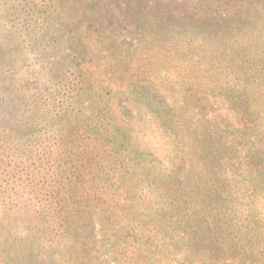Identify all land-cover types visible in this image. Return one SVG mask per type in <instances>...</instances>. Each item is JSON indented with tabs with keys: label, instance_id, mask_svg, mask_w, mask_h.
Here are the masks:
<instances>
[{
	"label": "trees",
	"instance_id": "1",
	"mask_svg": "<svg viewBox=\"0 0 264 264\" xmlns=\"http://www.w3.org/2000/svg\"><path fill=\"white\" fill-rule=\"evenodd\" d=\"M149 1L0 0V264H264V0Z\"/></svg>",
	"mask_w": 264,
	"mask_h": 264
},
{
	"label": "rangeland",
	"instance_id": "2",
	"mask_svg": "<svg viewBox=\"0 0 264 264\" xmlns=\"http://www.w3.org/2000/svg\"><path fill=\"white\" fill-rule=\"evenodd\" d=\"M150 5H147L148 9L145 11L151 12L154 15H173V16H182L185 13H188L190 10V5L188 3H183L182 1H174V0H150ZM109 9L115 10L116 17L111 18L110 13L105 15H94L91 13H87L82 8H77V11L80 12L82 19L88 20L98 26L110 27L115 29L120 28L124 24H131L133 20L129 18H125L120 15L118 11V6L114 5H106ZM121 6V5H119ZM123 7V5L121 6ZM102 27V28H104ZM93 41V40H91ZM119 43L123 46H133L134 40L126 39L125 41L120 39ZM90 53L93 56V64L91 68L96 75L97 78L106 81L112 89H125L129 83L132 82H144L148 80L149 75L143 72H140L134 68L133 65L127 62H114L107 59L106 55L103 53H95L93 51V43L89 45ZM40 70L39 68H35L33 71H28V77L31 81V85L36 88L41 83L40 81ZM33 87V88H34ZM196 102H202L207 108L213 106V101L209 99H197ZM222 105V104H221ZM219 108L223 109L224 105ZM76 115L77 116H86L89 113V103L87 100H79L74 105ZM237 109H234L236 111ZM211 113V112H210ZM1 209L0 212H4ZM5 213V212H4ZM7 213V212H6ZM9 213V212H8Z\"/></svg>",
	"mask_w": 264,
	"mask_h": 264
}]
</instances>
